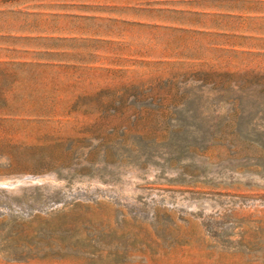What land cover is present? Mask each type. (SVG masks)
<instances>
[{
  "label": "rangeland",
  "instance_id": "374dc122",
  "mask_svg": "<svg viewBox=\"0 0 264 264\" xmlns=\"http://www.w3.org/2000/svg\"><path fill=\"white\" fill-rule=\"evenodd\" d=\"M0 264H264V0H0Z\"/></svg>",
  "mask_w": 264,
  "mask_h": 264
}]
</instances>
